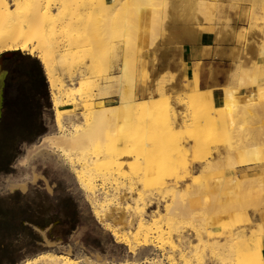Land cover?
Returning a JSON list of instances; mask_svg holds the SVG:
<instances>
[{"label":"rangeland","instance_id":"1","mask_svg":"<svg viewBox=\"0 0 264 264\" xmlns=\"http://www.w3.org/2000/svg\"><path fill=\"white\" fill-rule=\"evenodd\" d=\"M104 1L107 2L108 0ZM116 1H112L113 7L116 5L114 8H108L110 14L107 13L108 10L103 9L108 16L114 18L115 26L118 27H115L118 35L117 41L122 46L118 62V66L121 67L117 68V71L120 72L122 69L125 72L121 77L120 84L122 90L121 100L126 106L134 105L133 108L135 107L134 110L136 111L135 114L130 113L129 117L125 114L122 116V118L125 116L122 119V133L118 134L117 137L129 142L137 135L136 137H139L137 147L143 142L142 139L146 141V145L151 150L153 176L156 185L160 188L159 193L152 192L148 194H153V196L151 197L152 202L145 208L144 223L153 225V220L158 216L162 221V214L167 211L164 204L165 206L171 204V191H179L177 196L179 194L180 196H175V198L177 197L176 201L182 202L185 200L184 202H187L188 197L192 195L198 184L200 182L206 183L203 191L206 200L205 205L197 206L183 215H173L176 218L172 226V230L175 228L173 232L180 230L184 234L180 239V241L183 240L182 242L175 236L173 241L174 244L180 246L179 248L182 251L179 249L170 251L165 235L164 238L161 236V238H158L160 232H157V235L154 232L153 241L155 242L152 241V244H148L146 252L139 257L134 252L139 250L140 245L133 239L129 240L131 241L130 244L121 242L123 246L122 253L116 263L120 264L119 261L126 259L129 264H152V262L169 264L167 254L172 255L174 264H232V262L237 264V262L242 263V261L247 263L248 259L245 256H239L238 252L235 251L237 242L234 235L235 232L243 230L246 236H251L256 232H260L261 227L264 225V47H262L264 46V0H257L256 5L258 7L250 4L252 0H197L198 2L196 0H167L166 2L161 0V5L158 2L160 7L155 5L159 0H153L156 2L155 4L153 2L154 7H149V5H152V0H148L149 2L142 0L144 4L148 2L149 8L143 5L140 0L137 1L141 2L142 5H139V3L136 5V0L133 4L130 3V0ZM128 2L130 5H128ZM117 3L119 7L123 6L122 10L124 12L117 7ZM180 4L181 6H179ZM131 5L132 9H136L138 13L136 11L133 13L127 7H131ZM164 5L165 7H163ZM193 5L195 6L193 7ZM136 6L138 7L136 8ZM124 7L127 8L124 9ZM152 7L153 12H151ZM126 10L131 11H128V13ZM179 10L187 23L194 24L198 30L209 34L210 42H218L228 36L235 40L234 52L237 55H234L232 60L228 79L224 86L213 87L202 92H199L194 86L190 91L185 92L176 91L169 87L168 82L172 77L171 75H161L155 80L154 88H151L149 92L150 97L147 100L138 101L137 99L143 98H140L137 92L134 93V90H130L132 91L130 92L129 89H133L136 84H140L145 89L148 87V74H146L148 71L144 61L146 59V48L143 46L145 41H142V38L144 40L150 38L151 42L158 40L164 32L165 22L170 19L172 13L177 16ZM112 12L116 16L112 15ZM120 14H122L121 18L123 17L122 21L119 18ZM134 17L136 20L132 19ZM153 18H156L157 21ZM119 20L122 23H124L123 20L125 21L123 26L122 23H118ZM129 21L132 24L128 23ZM134 21L139 24L138 28ZM133 28L140 29L141 33ZM117 29L124 32V37L119 36L122 35V32H119V34ZM131 31L134 33H130ZM237 32L238 34L242 33L239 41L237 40ZM139 46L140 51L138 52ZM4 51L5 49H2L0 53ZM17 51H19V54L10 60L28 54L21 50ZM107 73L109 75L110 72ZM47 90L50 106H43L40 113V120L45 129L33 140H23L15 144L16 156L11 161L9 171L0 173V194L9 190L7 187L9 181H19L24 177L29 178V180L31 176L35 177V180L27 182V188L48 187L47 182L40 178L43 175L47 180L51 179L56 182L57 190L60 193L65 192L72 195L76 200V206L90 210L102 228L109 232L114 239L115 237L106 227L107 224L131 233L135 229L136 219L133 214H130V211L124 210V208L125 206L131 207L134 203V192L128 193L124 189L127 187V180L124 179V182H122L125 187L121 183V180H123L121 176L118 180H106L104 184L96 180L98 188V192L96 191L97 203L101 207V213H103L102 220H100L92 212L91 197H88L90 195L79 188L72 172L75 166L76 168L79 166L78 163L75 162L71 166V163L69 164V161L64 158L62 152L59 149H53L50 144L51 135L56 133L57 129L48 83ZM191 91L197 94L193 95L190 93ZM181 96L184 97L183 103L178 104L177 99ZM103 99L108 101L112 97ZM115 101L119 102V96L115 97ZM58 107L63 110L64 115L74 112L77 114L82 110V107H74L72 104L59 105ZM177 110L179 111L177 112ZM144 111L145 114H143ZM141 113L145 117V128L136 123ZM131 118H135L133 119L135 124ZM69 120V118H66L65 121L68 128L74 122L72 119ZM88 150L89 153L92 152V146ZM127 168L126 164L122 170L127 171ZM126 174L129 175V173ZM115 184L117 186L121 185L124 189L123 193H126L121 201L117 198ZM48 188L50 189V187ZM99 188L103 189L100 191ZM24 189L20 192L23 193L26 190ZM217 194L220 195V199L213 204L212 202H214ZM122 219L123 221L124 219L132 220L131 225L129 226L126 221L123 223ZM161 227L162 232L167 230L164 224ZM195 227L198 230L197 232L201 234H196V238ZM260 236H258V245ZM263 243L264 234L262 236V246ZM198 244H201V250L195 252L194 248ZM252 244L248 245V250H252ZM130 245L133 248L131 251L134 252L130 251ZM32 249L33 247L30 251H34ZM67 251L60 253L67 255V257H76L77 254H71L69 250ZM178 251L185 253V256L182 258ZM192 252L193 257L195 256L194 259L190 257ZM236 256L241 262L236 260ZM47 258L43 262L44 264H63V259L58 256L52 255L47 256ZM187 258L191 259L187 261ZM24 262L17 260L13 264H24ZM79 263L83 264L84 262L82 263V259H80ZM114 263L112 262V264ZM25 264H42V262L29 261ZM90 264L98 263L92 261Z\"/></svg>","mask_w":264,"mask_h":264},{"label":"bare ground","instance_id":"2","mask_svg":"<svg viewBox=\"0 0 264 264\" xmlns=\"http://www.w3.org/2000/svg\"><path fill=\"white\" fill-rule=\"evenodd\" d=\"M112 1L114 0H108L107 2H105L104 0H0V50H21L39 59L44 71V75L46 77V81L48 83L50 99L54 107V122L57 129V132L51 135L49 142L52 145L53 149H59L62 152L64 158L69 161V164L71 163V166L75 162L78 163L79 166L77 168L75 166L72 172L79 185V188L82 191H86L87 195H90L88 196L91 197L92 201V205L90 206L93 210V214L97 218L102 220L103 213H101V207L97 203L96 191L98 190V188L96 186V180L101 181L103 184L106 180H118L120 176L121 178H123V180L119 179L121 180V183L124 182V179L127 180V187L124 189H126V192L128 191V193L134 192V203L131 207L125 206L124 210L130 211V214H133L135 216L136 226L131 233H128L122 231L114 225L107 224V229L115 237V239L124 244L131 242L129 240L133 239L138 245H140V248H138L137 246L139 250L136 249V252L131 251L133 250V241L132 247L130 245V251L134 252L135 255L139 257L141 256V254L146 252L145 250L147 249V245L152 244L154 232L156 235L157 232H160L158 238L160 236L164 238L165 235L166 242L170 251H173L175 249L181 250L178 244H174L173 239L175 236L180 241L184 234L182 233L183 231L180 232V230H176L173 232L175 228L172 230V226L176 220L173 215H183L187 212L192 211L191 209L197 206H200L202 204L205 205L206 200L204 199L203 191L206 187V183L200 182L197 188L193 191L192 195L188 197L189 200L187 199V202H184L185 200H183L182 202L176 201L175 199L180 196V194L179 196H177V193H179V191H171V204H166L167 206H165L164 204L165 210L167 211L162 214V221L160 218H158V216L153 220V225H147L144 223V211L146 206L152 202L151 197L153 196V194H148L152 192L159 193L160 188L158 187V185H156V181L153 176L152 155L150 148L148 147V145H146V141L142 139L143 142L139 147H137L139 140V137H136L137 135L129 142L123 141L121 137H117L118 134L122 133V119L125 116L129 117L130 113L135 114L136 111L134 110L135 107L133 108L134 105L126 106L121 100L122 90L120 84L121 77L125 72H123L122 69L120 70V72L117 71V68L121 67L118 66V62L120 60L119 57L122 46H120L118 44L119 42L117 41L118 35L116 34V28L118 27L115 26L116 22L112 16H108V14H110L108 8L111 9L114 5ZM160 1L161 0L157 1V4H155L156 2L152 0V3L150 2L152 5H149V7H154L153 2L155 5H159L161 3ZM166 1L167 0H165V2ZM196 2L198 1L196 0ZM124 3L127 4L126 2ZM130 3L133 4L134 0H130ZM138 3L139 5H142L143 3V5L148 7L147 3L144 4L143 1L142 3L137 1L136 5H138ZM250 4H254V6H257V0H252ZM128 5H130L129 2ZM165 5L163 7H165ZM194 6L195 5H193V7ZM117 7H119L118 3ZM122 7H119V9L121 8L120 10H122ZM127 7L130 8L133 13L134 11H136V9H132V5L131 7ZM127 7H124V9H126ZM137 7L138 6H136V8ZM153 7L152 9L150 8L152 10L151 12L154 11ZM103 8L106 9V11L108 10L107 13H109L106 14ZM197 8L199 7L197 6ZM119 9L117 8V11ZM131 10L126 11L130 12ZM122 12H124V10H122ZM112 15L115 14L113 13ZM121 16L122 14H120L119 18L122 21L123 17L121 18ZM158 18L160 17L158 16ZM132 19L134 20L135 17ZM153 19L156 20V18ZM121 21L118 23H122ZM123 22L125 23L124 20ZM132 22L129 21L128 23L132 24ZM136 22L134 21V24H136L138 28L139 24ZM124 23H122L121 25L123 26ZM128 23H126V25L131 27V25H129ZM128 26L126 27L130 29ZM119 30L118 33L122 32L121 30ZM122 30L124 31V28ZM134 30L139 31L140 29ZM124 32H122V35L119 36L124 37ZM130 33L134 32L131 31ZM139 33L141 32L139 31ZM237 36V40L239 41L242 33H239ZM142 41H145L144 38H142ZM134 45L136 44L134 43ZM139 51L140 46L138 47V52ZM233 54L237 55V53L235 52L232 53V56ZM256 69H258V67H256ZM107 72H110L109 75ZM5 74L6 71H4V69H0V104ZM135 89L136 88L134 87L133 89H129V91L134 90L135 93ZM192 92L193 91H191L190 93L193 95L197 94L196 92ZM117 96H119V102L115 101V97ZM106 97H112V99L108 101L104 100L103 98ZM183 99L184 97L181 96L177 99V103H183ZM65 104H72L74 105V107L80 106L82 107V110L79 113L77 112V114L74 112L75 114L70 113L64 115L63 110L58 106ZM182 107L184 108V106ZM179 110H177V112ZM124 114L125 116L122 118ZM143 114H145V111ZM143 114L141 113V116L139 115L136 123L142 125L143 128H145L146 124ZM66 118H69L70 120L72 119V121L74 120L70 128H68L65 123ZM131 119L134 123L135 121L133 119L135 118ZM91 146L93 151H90L89 153V150L87 151V149ZM127 157L130 158L128 159ZM126 164L128 170L123 171L122 168L126 166ZM126 173H129V175H127ZM30 180H35V177L31 176ZM102 183L101 185H103ZM118 183L120 184V182ZM117 184H115V190L117 191V198L121 201L124 199V196H126V193H123V187H125V185L122 183V187L121 185L117 186ZM25 185L26 184H22V182L21 185L17 183H9L8 187L13 188L16 186H21L22 188H24ZM102 189L99 188L100 191ZM175 196L177 197L175 198ZM218 199H220L219 194L216 195L214 202L212 203L215 204ZM124 221H126L129 226L132 223V220L130 219H124ZM162 224L167 227L166 231L162 232ZM197 231L198 230L195 227L194 232ZM198 233L199 232L195 233V235H198ZM263 234L264 225L261 227L260 232H256V234L251 236H246L243 230L235 232L234 238H236L237 242V248H235V251L238 252L237 254L239 256H245L248 259L247 263L245 261H242V263H238L236 261L237 264H243V262L244 264L261 263L258 236ZM197 235L195 236V238L197 237ZM155 238H157V236H155ZM182 241L183 240H181L180 242ZM154 242L155 241H153V243ZM250 243H253L252 250H248V245ZM201 244H198L194 248L195 252L200 249ZM181 251L178 252L183 258V256H185V253L183 254ZM191 254L192 256L190 257H193V252ZM58 257L63 259V264H80V259L77 260L65 255H58ZM166 257L169 261V264H174L172 255L167 254ZM238 257L236 260L239 261ZM194 258L195 256L193 257V259ZM188 259L191 258H187V261ZM198 259L200 260V258ZM184 260L185 258L183 259V261ZM119 263L129 264L126 259ZM152 264L156 263L152 262Z\"/></svg>","mask_w":264,"mask_h":264},{"label":"crops","instance_id":"3","mask_svg":"<svg viewBox=\"0 0 264 264\" xmlns=\"http://www.w3.org/2000/svg\"><path fill=\"white\" fill-rule=\"evenodd\" d=\"M180 13L179 10L177 16L173 13L170 15V19L165 22L164 32L158 40L151 42L150 38H146L144 42L148 87L144 90L140 84H136L135 92L143 98L137 99L138 101L150 97L149 92L154 88L155 80L161 75H171L169 87L185 92L190 91L194 86L199 92L224 86L228 79L234 58L232 53L235 40L228 36L218 42H210L208 33L198 30L194 24L187 23ZM40 178L47 182L51 190L47 186L27 188L25 185L26 190L21 186L8 187L9 183L21 185V182L27 184L31 181L25 177L19 181H9L7 184L9 190L3 193V196H10V199L11 196L17 197L19 194L18 201L21 204L25 202L26 214L29 216L18 220L20 228L17 236L10 235L8 238L20 247V256L17 260L25 261L24 264L29 261L44 264L43 262L48 259L47 255H64L60 252L69 250L71 254H77L74 259H82V263L90 264L93 261L98 264H112V262L117 264L122 253V243L102 228L90 210L76 206V200L72 195L60 193L56 182L47 180L43 175ZM22 189L25 190L23 193L20 192ZM65 195H69L73 200L72 209L76 212L72 218L60 215L56 206L58 198ZM43 196L47 197L50 204L44 214L41 213ZM262 236L259 237L260 264H264ZM32 247L34 251H30Z\"/></svg>","mask_w":264,"mask_h":264},{"label":"trees","instance_id":"4","mask_svg":"<svg viewBox=\"0 0 264 264\" xmlns=\"http://www.w3.org/2000/svg\"><path fill=\"white\" fill-rule=\"evenodd\" d=\"M3 67L7 72L0 116V171L7 172L16 156L15 144L31 141L44 131L40 113L43 106H50V102L45 75L37 57L23 54L13 60H5ZM14 198L12 201L10 196L0 195V264H13L19 258L20 247L8 238L17 236L20 218H29L25 202L21 204L18 197ZM42 201L41 213L44 214L50 204L46 196ZM56 206L63 217L72 218L76 212L72 209L73 200L69 195L58 198Z\"/></svg>","mask_w":264,"mask_h":264},{"label":"water","instance_id":"5","mask_svg":"<svg viewBox=\"0 0 264 264\" xmlns=\"http://www.w3.org/2000/svg\"><path fill=\"white\" fill-rule=\"evenodd\" d=\"M17 54H19V51L17 50H6L0 53V69H3V62L5 60H10L13 57H15V55ZM1 107H2V95H1V104H0V115H1Z\"/></svg>","mask_w":264,"mask_h":264},{"label":"flooded vegetation","instance_id":"6","mask_svg":"<svg viewBox=\"0 0 264 264\" xmlns=\"http://www.w3.org/2000/svg\"><path fill=\"white\" fill-rule=\"evenodd\" d=\"M3 69H4V67H3ZM6 69H4V71H5ZM6 72H7V70H6ZM2 94H3V90H2ZM1 116V115H0ZM11 164V163H10ZM10 164H9V167H10ZM1 172H5V171H0V173ZM1 196H3V194H0ZM11 200H12V197H11Z\"/></svg>","mask_w":264,"mask_h":264}]
</instances>
